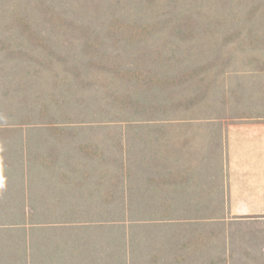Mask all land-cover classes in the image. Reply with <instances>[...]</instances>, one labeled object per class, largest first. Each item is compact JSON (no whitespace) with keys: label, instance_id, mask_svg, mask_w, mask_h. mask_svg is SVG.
Listing matches in <instances>:
<instances>
[{"label":"trees","instance_id":"1","mask_svg":"<svg viewBox=\"0 0 264 264\" xmlns=\"http://www.w3.org/2000/svg\"><path fill=\"white\" fill-rule=\"evenodd\" d=\"M246 68L264 0H0V264H226L224 151L188 135Z\"/></svg>","mask_w":264,"mask_h":264},{"label":"crops","instance_id":"2","mask_svg":"<svg viewBox=\"0 0 264 264\" xmlns=\"http://www.w3.org/2000/svg\"><path fill=\"white\" fill-rule=\"evenodd\" d=\"M222 142L223 198L227 214L241 218L242 222L246 216H259L257 220L264 222V113L248 117L226 116ZM248 201L253 203L247 205ZM259 225L257 240L264 242V223ZM240 262L262 264L264 255L244 257Z\"/></svg>","mask_w":264,"mask_h":264},{"label":"rangeland","instance_id":"3","mask_svg":"<svg viewBox=\"0 0 264 264\" xmlns=\"http://www.w3.org/2000/svg\"><path fill=\"white\" fill-rule=\"evenodd\" d=\"M240 75L242 77L236 81L232 79L233 76H228L226 85L232 90L238 87L246 88L249 95L243 96L245 97L243 98V103L237 105L233 104V97L228 98L226 113L220 118L216 117L214 122L205 120L194 123L189 132L191 134H197V137L194 138V135H188L193 142L195 141L202 146H207V148H212L214 150L223 149V125L226 116L248 117V115L256 116L258 113H264V68H257L254 70L253 68H246ZM234 111L235 113L233 114ZM223 161H217V163L212 165V167L219 170L220 176L224 165ZM208 173H210V171H208ZM214 177L218 178L217 176ZM216 178H210V180L213 181V184L210 186L212 190L211 195L213 196H216L213 190L217 188V183L215 182ZM214 182L216 184H214ZM209 185L210 183L208 186ZM251 203L253 202L248 201L247 205H251ZM249 209L251 208H248V210ZM259 218V216H246V220L241 223H231L226 220L225 225L207 227L206 231L208 234L205 236L212 242L214 240L216 244L224 243L226 245L228 252L230 251L231 253L225 257L226 264H242L240 261L242 258L244 259V257L264 255V242L262 240H257L258 235H256L257 232L261 230L259 224L264 223L259 221ZM229 219L231 218L229 217Z\"/></svg>","mask_w":264,"mask_h":264}]
</instances>
